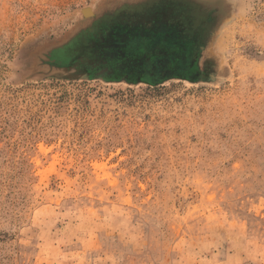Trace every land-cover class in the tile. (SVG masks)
<instances>
[{
	"label": "rangeland",
	"instance_id": "rangeland-1",
	"mask_svg": "<svg viewBox=\"0 0 264 264\" xmlns=\"http://www.w3.org/2000/svg\"><path fill=\"white\" fill-rule=\"evenodd\" d=\"M0 264H264V0H0Z\"/></svg>",
	"mask_w": 264,
	"mask_h": 264
},
{
	"label": "water",
	"instance_id": "water-1",
	"mask_svg": "<svg viewBox=\"0 0 264 264\" xmlns=\"http://www.w3.org/2000/svg\"><path fill=\"white\" fill-rule=\"evenodd\" d=\"M82 12L84 15H88L91 13V10L89 7H85L82 9ZM108 38H106L107 40ZM103 42H100V43H97V48L102 46V47H106L102 44ZM112 44V42H110ZM114 43V42H113ZM102 44V45H100ZM100 45V46H99ZM116 45V44H115ZM108 48V46L106 47ZM135 50V49H134ZM147 51V49L145 50ZM94 52V56H92V58H89L88 61H86L85 63H82L81 64V70H85V72H88V73H98L99 75H103L104 73L107 72L108 73H111V71L109 70V65L110 64H114L115 66H119V62L123 59H127V58H130L129 56H127L129 53L128 52H124V51H119V50H115V49H104V50H93ZM146 56V54H141V55H138L136 56L135 58H138L137 61H133V64L134 66H131L132 69L138 71V72H143L145 73L144 69H146L147 71L148 70H151L153 72H155L156 74L159 73V71L162 69L161 66H159L157 64V61L156 59L152 60V62H149V66L147 68L143 67L145 66L144 63H142L143 61V58ZM173 56V55H172ZM173 57H170V56H165V62L166 61H172L173 62ZM165 63L162 62V66H164ZM89 68V71L87 70L88 67ZM180 66V64H179ZM179 66H171V68H166V72L164 73L165 77H183L185 78L186 75L179 72ZM60 68H70L72 67L70 64L69 65H65V66H59ZM126 69H130V67H127ZM190 77V76H189ZM139 81H145V82H150L152 81V79L150 78H147V79H144V78H139ZM154 83V82H153Z\"/></svg>",
	"mask_w": 264,
	"mask_h": 264
},
{
	"label": "crops",
	"instance_id": "crops-1",
	"mask_svg": "<svg viewBox=\"0 0 264 264\" xmlns=\"http://www.w3.org/2000/svg\"><path fill=\"white\" fill-rule=\"evenodd\" d=\"M115 33H113L112 34V39H114L115 38ZM122 39H123V41L124 42H129V37H126V35H124L123 37H121ZM130 43V42H129ZM117 44V43H116ZM123 51V50H122ZM124 52H126V51H124ZM129 54L127 55V56H129L130 57V59H132V61H137V59L138 58H135L136 56H138V55H141V54H146V56L143 58V61H142V63H144L145 64V66H143V67H145V68H147L148 66H149V62H152V59L150 58V57H148V52H149V50H147V51H145V50H142L141 52H139L138 50H133V51H127ZM123 60H125V59H123ZM131 61V62H132ZM159 74V73H158ZM158 74H156L155 72H153V71H151V70H148V71H146L145 73H143V75L145 76V77H147V78H151L152 76L154 77L155 75H158Z\"/></svg>",
	"mask_w": 264,
	"mask_h": 264
},
{
	"label": "flooded vegetation",
	"instance_id": "flooded-vegetation-1",
	"mask_svg": "<svg viewBox=\"0 0 264 264\" xmlns=\"http://www.w3.org/2000/svg\"><path fill=\"white\" fill-rule=\"evenodd\" d=\"M154 27H155V26L153 25V27H151V28L154 29ZM121 28H122V27H121ZM121 28H120V29H121ZM151 28H150L149 30H151ZM131 29H132V28H131ZM157 30H158V27H157ZM134 31L137 32L136 29H135ZM159 31H160V30H159ZM158 33H159V32H158ZM151 34H153V33H151ZM159 34L163 37V39H165V35H167L166 31H164V32L160 31ZM150 41H152V39H151ZM153 41H154V40H153ZM190 41H192V40L190 39ZM163 43H164V42H163ZM189 45H190L189 40L184 41V44H182V43L180 42L179 44L176 45V47H178L177 50H181V51H177L179 57H181L182 59H186L185 62H184V63H186V65L184 64L183 68H186V66H189V65H190V61H188L187 58H186L187 55H188V54L186 53V50H187V47H189ZM185 49H186V50H185ZM182 51H185L183 55L180 54V53H183ZM185 53H186L187 55H186ZM183 61H184V60H183ZM181 62H182V61H181ZM175 65H176V66H179L178 63H175ZM175 65H174V66H175ZM181 66H182V65H180L179 67H181ZM193 66H194V65H193ZM179 69H180V68H179ZM191 71H192V70H191ZM190 73H191V72H190Z\"/></svg>",
	"mask_w": 264,
	"mask_h": 264
}]
</instances>
